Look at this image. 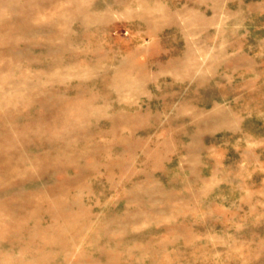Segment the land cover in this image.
<instances>
[{"label":"rangeland","instance_id":"obj_1","mask_svg":"<svg viewBox=\"0 0 264 264\" xmlns=\"http://www.w3.org/2000/svg\"><path fill=\"white\" fill-rule=\"evenodd\" d=\"M0 1L30 5L32 28L61 14L71 36L60 55L43 44L24 49L21 32H0L23 54L0 57V111H29L8 122L20 129L35 117L47 125L29 131V146L14 157L24 180L13 185L24 182L35 199L16 202L17 214L0 205V234L18 229L29 242L27 229L48 227L60 196L78 197L93 216L83 237L81 219L65 230L64 251L35 238L37 250L22 252L3 237L8 260L264 264V0L57 1L92 10L93 21L43 0ZM15 15L0 6V23ZM10 63L17 70L3 67ZM14 83L58 96L56 108L68 101L66 117L17 102L16 93L23 101L28 93ZM83 132L92 135L80 139Z\"/></svg>","mask_w":264,"mask_h":264},{"label":"bare ground","instance_id":"obj_2","mask_svg":"<svg viewBox=\"0 0 264 264\" xmlns=\"http://www.w3.org/2000/svg\"><path fill=\"white\" fill-rule=\"evenodd\" d=\"M28 1L31 2L33 0H28ZM57 1L60 0H43L41 2H42V6H45L52 10H56L60 8V6H58L57 4ZM0 6H4L5 8H10L11 10L17 11L18 13V15L12 17L8 22V23H14L13 27L12 26L9 27L8 25H6L8 23H6L5 21H2L0 23V32H8L9 34L21 32L25 39L24 49L28 50L31 46L35 44H43L48 49L49 54L54 53L55 51L60 55L69 52L68 42L71 39L69 33L70 30L69 28L65 27L64 25L65 22L63 21V18H61V14H58V16H56L53 13H50V17L46 21L49 24V26L46 28H32L31 21L27 19L30 5L21 6L15 3H10L6 5L4 1H0ZM61 8L64 10L65 13H70V15L74 16L72 20L77 19V17H81L83 20H85V18H90V21H93L98 17L97 15L94 16L92 13L93 11L88 8L86 9L82 8L81 10L78 3L70 7H61ZM74 11H78V13L80 12L79 15H76ZM39 35L42 36V39L40 40L37 38ZM57 40H61L60 41L61 44L57 49H54V43ZM17 41L18 40L15 41L12 39L10 40L8 38L0 37V57L5 54H10L13 55L16 59H19V57H21L23 54H22V50L16 46ZM6 44H8V46H5ZM3 67L7 68V70L9 71L17 70V66L11 63L5 66L3 65ZM17 82L18 81H16V83ZM8 84H11L10 86L13 85L11 82H9ZM14 86H16L15 90H17V92L26 91L28 93V99L26 101H23L24 98L22 99L20 94L16 93V97L18 98L20 97L19 99H21V101H19L18 98H16V100L17 102H20L22 105L26 104L28 107H31L32 105L37 104V102L39 101L44 104L49 114H54L55 116L57 115V117L59 118L66 117V112H67L66 109H67L68 101L64 102V106L62 107L59 106V108H56L54 102L56 99H58V96H55L53 94H46L45 96L44 95L42 96L40 95L41 90H39L38 92L30 91L29 93L28 92L29 90L25 88L26 86L20 87L17 84H15ZM4 94L5 93L3 91H0L1 97H4L5 96ZM8 103L11 104L10 101H6L5 104L8 105ZM28 113L29 111L27 110L22 111L17 109L16 107L14 109H11L10 111L8 110L0 111V205L6 207L9 214H17V207L15 205L16 202H19L21 204L22 203L31 204L35 199V197L26 190V186L23 184L24 182L22 183L20 182L21 180H24L23 177L19 176V173L22 171L21 163L20 161H17L18 159L15 160L14 157H21L23 154L22 151L29 146L31 141V136L27 135L29 131H31L35 127H43V130H45L47 125H45L44 122H42L43 118L45 117H42V119H38V117L33 118L31 122H29L23 129L8 124L9 121H13L23 117L28 118L29 117ZM40 121L43 123V126L42 124H40L41 126L38 125ZM40 130L42 129L40 128ZM91 135L92 133L89 134L88 132H83L81 133V136H79V138L87 140L91 137ZM66 147L68 148V146ZM66 147H63L61 150L66 151ZM74 152L77 153L78 151H74ZM65 163H71V161H65L64 164ZM42 166H46V168H49L47 165H42ZM18 179L20 181L17 183V187H15V185L13 184H15V182L18 181ZM6 192L13 193L14 200H6V199L2 200L1 199L3 197L2 195L5 194ZM77 198L71 200L70 202L67 201L68 199L65 200L61 196L58 197V200L55 202L56 205L53 204L54 208L52 210L53 216H52L51 224L48 225V227L43 228L37 225L39 223H36L31 228L27 229V232L30 233L29 242L23 243L21 241L20 231L16 229L13 231V233L6 236H3L2 233L0 234V246L3 245V243H1L2 238L6 237L7 243L10 245V248L20 247L22 249V252H30L37 250L36 248H33L31 246L32 241L35 238H40L43 241V243H45L46 245L47 244L57 245L59 249L63 251L68 249L71 244L65 241V235H64L65 230L71 228L74 225L75 220L81 219L82 223L75 229V232L78 233L80 237H83V234L92 225L93 216L90 215L87 209L82 205V203H80L79 199ZM71 207L72 208L76 207V210L71 211L70 210ZM25 215L26 214H23L20 218L22 223H26L28 219H30V214L27 216ZM58 218H61L64 221V223L67 225V228H63L62 225L60 226L59 223H57ZM99 230H101V232L104 233L106 232L103 231V227H99ZM100 251L103 252V254H105L109 258L108 251H105L103 249H100ZM8 253L9 252L7 251L0 252V264H23V260L21 259H16L11 261L8 260ZM68 262L69 261H67V263ZM73 264H80V262H74ZM92 264H115V262L114 259L110 257L108 263H101L97 260H92Z\"/></svg>","mask_w":264,"mask_h":264}]
</instances>
